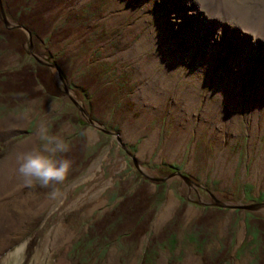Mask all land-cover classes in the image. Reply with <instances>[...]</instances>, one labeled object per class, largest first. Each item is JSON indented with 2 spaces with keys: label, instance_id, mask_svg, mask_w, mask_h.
<instances>
[{
  "label": "rangeland",
  "instance_id": "obj_1",
  "mask_svg": "<svg viewBox=\"0 0 264 264\" xmlns=\"http://www.w3.org/2000/svg\"><path fill=\"white\" fill-rule=\"evenodd\" d=\"M156 1L3 0L5 18L14 26L6 25L0 10V27H10L0 33V81L19 70L25 74L26 65L46 68L36 56L58 63L69 89L67 94L55 70L47 67L50 71L34 73L36 80L10 77L13 84L16 77L23 83L19 94L0 96V205L18 222L10 232L15 237L7 238L10 245L0 240V254L24 245L13 264H55L59 257L70 264H258L263 256L264 246L256 252V244L264 243V205L247 211L239 206L264 203V129L251 125L252 109L236 102L239 119L231 117L217 132L207 129L202 113H173V88L166 93L154 79L164 63L174 61L178 67L176 88L185 78L197 86L207 74L203 65L190 74L188 59L198 60L197 53H181L166 33L164 45L154 43L136 56L135 43L157 23L153 12L160 6L149 9ZM40 11L70 23L49 21L42 35L40 24L33 25L37 43L31 40L30 46L28 29L15 21L26 23ZM191 15L198 14L193 10ZM21 34L27 40L18 43ZM157 54L161 59L155 61ZM42 72L51 75L58 94H47ZM151 83L155 95H167L158 107L154 101L140 106ZM213 87L229 94L210 81L200 91L205 96ZM213 95V107L227 105ZM197 99L199 109L202 100ZM219 124L218 118L213 126ZM46 135L65 142L68 151L58 155L73 165L62 184L42 188L25 182L18 158L42 152ZM23 147L27 150L21 154ZM170 197L173 203L163 211ZM108 226H113L110 233ZM89 227L104 234L100 247L97 237L76 244Z\"/></svg>",
  "mask_w": 264,
  "mask_h": 264
},
{
  "label": "bare ground",
  "instance_id": "obj_2",
  "mask_svg": "<svg viewBox=\"0 0 264 264\" xmlns=\"http://www.w3.org/2000/svg\"><path fill=\"white\" fill-rule=\"evenodd\" d=\"M192 1L194 2V7L204 11L206 15L201 11L193 9L191 0L187 5H184L182 0H174L173 4L170 3L169 0H157L156 2H152L149 6L150 11L154 10L156 3L160 6V8L154 10L156 14L153 12L155 22L157 21V23L155 27L142 33L141 37L135 43L137 49L136 56L141 55L146 49L153 46L154 43H161L162 45L165 42L164 37L166 33L169 40L174 41L178 45L181 53L193 51L197 53L198 60L190 61L188 59V63L190 64L189 68L191 70L190 74L200 69L202 70V65L207 74V77L204 78L205 80H201V83L197 84V86L189 84L188 80L185 78L180 83L179 87L176 88L174 85L176 81H178V79L175 78L178 67L175 65L174 61L163 62L164 65L162 69L159 70L158 75L154 79L160 83L161 87H163L160 89L165 90L166 93L173 88V94L175 96L173 113L176 115L202 113L209 124L207 129L211 128L214 132H217V128L222 127L223 124L227 125V121L231 119V117H235L236 120L239 119V113L236 112V108L232 106L236 102L238 105L234 104L235 106L244 105L252 109L248 116L250 124L257 125L263 130L264 0ZM149 2L146 4L149 5ZM61 9L66 13L67 8L65 5ZM149 9L146 8L145 10L149 11ZM193 10L198 15H191ZM60 12L62 15L61 10ZM72 13L73 11L71 10L70 14ZM70 14H68V16ZM62 18L61 16L59 18V21L62 22L61 25L65 26L70 23L65 20L62 21ZM5 23L6 25L10 24L14 26V23H9L8 21ZM6 25L4 24L3 27H0V33L1 31L5 33L10 32L8 29L10 27ZM171 25L175 27L173 31L170 30ZM28 31L31 33L30 30ZM230 39L233 41L236 40L232 42ZM161 52L162 51H160V53ZM175 57L180 58L181 55H174V58ZM154 58L155 61L161 59L158 54L156 56L154 55ZM37 61L45 64L47 67L51 68L52 71L55 70L57 77L60 79V71L58 69L60 65L58 63H54V61L52 63L47 59ZM107 69L111 71V66H109V64H107ZM47 71L50 70L47 68ZM209 81L215 85H222L228 88L229 94L223 96L221 95V87L215 90L213 87L211 93L209 92L204 96L200 91V87L203 83H208ZM145 86L147 87L144 88H148V91L144 89L141 90L146 92L143 93L142 97L139 99V105H146L148 102L154 101L153 103H155L156 107L160 106L167 94L164 97H158L155 95L154 90H156L157 87L154 84L151 83ZM212 92L215 98L226 101L227 105L222 103V109L213 107L214 104L212 98H210ZM195 98H198L197 101L199 104L202 100L199 109L194 106ZM205 109L209 112L207 118V113L204 112ZM218 111H220L221 115L217 114ZM218 118L221 124H219L218 127H214L213 124L218 122ZM244 118H246V115ZM238 126L239 125L234 124L235 129H237ZM25 143L31 142L27 141ZM217 146H220V144L218 143ZM26 150V147H23L20 153L23 154ZM172 203L173 200L170 197L166 201L163 211L168 210ZM13 219H16L13 214L0 205V240L6 242V245H10V243L7 242V238L15 237V235L12 236L10 232L16 229L18 222ZM3 233L6 234L4 237L1 235ZM23 247L24 245H21L12 251L0 254V264H7L8 260H12L13 264L15 262V257L22 253ZM190 262L191 261H186L184 264H190ZM55 264L70 263L64 257H59Z\"/></svg>",
  "mask_w": 264,
  "mask_h": 264
},
{
  "label": "clouds",
  "instance_id": "obj_3",
  "mask_svg": "<svg viewBox=\"0 0 264 264\" xmlns=\"http://www.w3.org/2000/svg\"><path fill=\"white\" fill-rule=\"evenodd\" d=\"M15 26L24 28L22 25L16 23ZM44 139L47 141V144L42 152L33 151L18 158V172L25 179L26 183H37L42 188H49L53 185L62 184L66 180L72 170L73 162L58 155V153L68 151V147L62 139L51 135H46ZM173 173H176V171L171 174ZM50 195L54 197L56 195L55 190ZM243 205L241 204L240 206Z\"/></svg>",
  "mask_w": 264,
  "mask_h": 264
},
{
  "label": "trees",
  "instance_id": "obj_4",
  "mask_svg": "<svg viewBox=\"0 0 264 264\" xmlns=\"http://www.w3.org/2000/svg\"><path fill=\"white\" fill-rule=\"evenodd\" d=\"M1 3H2V8H3V10H4V12L5 13H8V10H7V7L3 4V0H1ZM31 13V12H30ZM34 14H37V15H35L34 17H31V14H30V17H29V20L26 22V23H24V22H21V20H19V21H15L16 22V24H19V25H23V27L24 28H26V29H28V30H30L31 31V33L32 34H34L35 33V29H34V31H33V28H32V26L33 25H35V24H40V27H41V29H42V32H41V35L43 34V32H45V30H44V26H46V24L50 21V22H54V23H56V21L58 20V22H59V18H60V16L59 17H56L55 15H57V14H52V15H48L47 13H45V12H39V13H34ZM33 14V15H34ZM42 25V26H41ZM16 29H18V28H16ZM19 30V29H18ZM67 32H69V29L67 28V29H65L64 30V34H61V38H63V36L64 35H66V33ZM0 36H2L3 37V35L2 34H0ZM19 36H20V34H19ZM21 37L22 38H17V40H18V43L20 42V43H22L25 39V37H23V35L21 34ZM56 39H59V37H53V39H52V41H54V40H56ZM27 40V39H26ZM25 40V41H26ZM32 40L34 41L33 43H34V45H35V43H37V39L34 37V36H32ZM13 47V44L11 45V48ZM37 47H38V45H37ZM0 61H2L1 59H0ZM25 69H26V73L24 74V73H22L21 72V70H19V71H16V73H12L10 76H8L7 78L8 79H5V80H1L0 81V83H1V85H0V89H2V91H0V96H8V95H17V94H19L18 93V91H19V88L21 89L22 88V85H23V83H21V82H18L17 81V77H16V79H15V82H16V84H13L12 82H11V80H10V77H12V76H16V75H19V74H23V76L27 79V77L29 76H33L34 77V79H35V77L37 76V75H35L36 73L37 74H39V72L40 71H47V68H45L44 66H40V65H36L35 67H29V65H26V67H25ZM23 72H24V70H23ZM35 73V74H34ZM27 75V76H26ZM46 75H47V73L46 72H42V74L40 75V76H42L43 77V79H41L42 81H43V87H45V89L47 90V94H50V95H55V94H58L59 92H58V89L55 87V84H54V82H53V80H52V78H51V76H50V74H48L47 75V77H46ZM37 78V77H36ZM28 80V79H27ZM36 80V79H35ZM60 91V90H59ZM60 93H61V91H60ZM38 94H37V92H35V93H33V96H37ZM4 96V97H5ZM86 148V147H85ZM90 156H88V158H89ZM78 174L80 173V172H77ZM140 202V201H139ZM103 218H106V217H104L103 216ZM118 223H121V221H118ZM90 225V224H89ZM91 228H92V226H91ZM143 228H145V226L143 227ZM113 229V226H108L106 229H105V231L106 232H109V230H112ZM105 232V233H106ZM110 233V232H109ZM147 233H148V231H147ZM96 237L98 238V240L99 241H97L98 242V244H99V247L102 245V241L105 239V237H104V234H102L99 230H97L95 233L92 231V229H90V227H89V229H87V231H86V233L81 237V238H83V239H81V240H79L78 242H76V244H78L80 241H85V243H88V242H90V241H93V240H95L96 239ZM261 245V246H260ZM256 246H257V250H256V252L259 250V248H261V247H263L264 246V243L262 242V244H256ZM254 254H256L255 252H254ZM225 262V261H224ZM220 264V263H219ZM258 264H264V251H263V256L262 255H260V257L258 258Z\"/></svg>",
  "mask_w": 264,
  "mask_h": 264
},
{
  "label": "water",
  "instance_id": "obj_5",
  "mask_svg": "<svg viewBox=\"0 0 264 264\" xmlns=\"http://www.w3.org/2000/svg\"><path fill=\"white\" fill-rule=\"evenodd\" d=\"M0 10H1V12H2V14H3V16H4V18H5V15H4V13H3V9H2V6H1V3H0ZM7 20H6V18H5V22H6ZM22 28V27H21ZM26 31V34H27V37H28V43H29V45L31 46V34L29 33V31H27V30H25ZM34 56V55H33ZM35 58H36V60H41L39 57H36V56H34ZM50 65H52V64H50ZM59 77H60V81L63 83V85H64V90L66 91V93L68 94L69 93V89L66 87V85L64 84V81H63V78L61 77V74L59 75ZM71 100H72V102L76 105V106H78V109L79 110H81L82 112H84L85 114H87L88 115V113H87V111L84 109V108H82L81 106H80V104L78 103V101L77 100H75V99H73L72 97L70 98ZM88 121V120H87ZM89 121H90V123L92 124L93 122H92V120H90L89 119ZM88 121V122H89ZM112 134V133H111ZM115 135V134H114ZM116 136V135H115ZM183 178H184V176H183ZM185 179V178H184ZM259 205H264V203H252V204H249V205H243V206H239L240 208H242V209H245V210H247V209H252V208H256V207H258Z\"/></svg>",
  "mask_w": 264,
  "mask_h": 264
}]
</instances>
